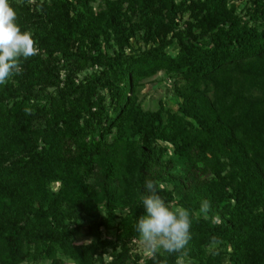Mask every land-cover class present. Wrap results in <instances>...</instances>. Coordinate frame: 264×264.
<instances>
[{"label":"trees","instance_id":"16d2710c","mask_svg":"<svg viewBox=\"0 0 264 264\" xmlns=\"http://www.w3.org/2000/svg\"><path fill=\"white\" fill-rule=\"evenodd\" d=\"M92 1L9 0L38 54L0 85V264H155L134 250L147 179L190 211L185 264H264V0ZM159 71L177 109L138 101Z\"/></svg>","mask_w":264,"mask_h":264},{"label":"clouds","instance_id":"9594fccd","mask_svg":"<svg viewBox=\"0 0 264 264\" xmlns=\"http://www.w3.org/2000/svg\"><path fill=\"white\" fill-rule=\"evenodd\" d=\"M28 2L34 3L35 0ZM37 54V42L30 31L21 30L17 11L9 0H0V85L22 73V59L27 60ZM144 190L139 199L146 214L137 218L134 230L145 255L159 264L158 253H179L176 264H185L186 246L191 239L190 211L181 205L171 207L166 204L157 192V182L151 179L145 180ZM209 211L210 201L203 200L199 213L207 220ZM218 219L215 217L214 221ZM220 244L222 240L213 236L207 247L213 254H218Z\"/></svg>","mask_w":264,"mask_h":264},{"label":"rangeland","instance_id":"374dc122","mask_svg":"<svg viewBox=\"0 0 264 264\" xmlns=\"http://www.w3.org/2000/svg\"><path fill=\"white\" fill-rule=\"evenodd\" d=\"M92 3L94 5H97L98 0L92 1ZM140 43L141 41L139 39L137 41H134L135 46H137ZM83 74L84 72H82L80 75L82 76ZM137 94H138V101L141 102L144 108L156 109L159 107L160 100H162L166 106H170L173 107L174 109H177L181 101V97L174 92V78L168 76L164 71H159L156 74L143 79L140 85L138 86ZM59 184H60L59 181L53 182L52 187L54 189H57L59 187ZM123 210L126 211L127 209L124 208ZM123 210L119 208L117 209V212L123 213ZM102 215L104 216L106 215V210L104 207L102 208ZM99 219L100 216L96 218L95 216L84 213V217L81 220V227L75 235L76 240L78 242H89L95 239V236L89 233V229L90 226L98 222ZM101 230L103 237L109 239H115L116 236L115 234L120 230L118 219H116L110 226L102 225ZM112 250L113 247L111 244L106 246L104 257L107 260L111 258ZM134 250L145 255L143 247L140 244L139 238H136L135 240ZM58 254L61 255L60 253ZM64 259L67 262V264L74 263L73 259L69 257H64ZM50 263H51L50 258H43L40 259L38 262H33L31 260H28V261H24L21 264H50Z\"/></svg>","mask_w":264,"mask_h":264}]
</instances>
